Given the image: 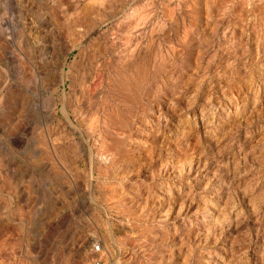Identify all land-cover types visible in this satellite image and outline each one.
<instances>
[{"label":"rangeland","instance_id":"obj_1","mask_svg":"<svg viewBox=\"0 0 264 264\" xmlns=\"http://www.w3.org/2000/svg\"><path fill=\"white\" fill-rule=\"evenodd\" d=\"M68 1L0 0V264H264V0Z\"/></svg>","mask_w":264,"mask_h":264},{"label":"bare ground","instance_id":"obj_2","mask_svg":"<svg viewBox=\"0 0 264 264\" xmlns=\"http://www.w3.org/2000/svg\"><path fill=\"white\" fill-rule=\"evenodd\" d=\"M63 1V0H62ZM68 1V0H67ZM101 1V0H100ZM69 2V1H68ZM102 2V1H101ZM88 4L83 8V12L84 14L86 15V17H89L90 16V13L93 14V12L96 10L94 7H92V5H94V2L93 1H88L87 2ZM64 11V10H63ZM97 11V10H96ZM56 12V11H55ZM65 12V11H64ZM99 12V11H98ZM6 24L8 26H6ZM10 23H5L4 26L2 25V19L0 21V35L3 34L4 31H8L10 29ZM125 62V61H124ZM75 64V62H72V66ZM73 70V69H72ZM68 78V76H65ZM75 77V76H74ZM71 80V79H70ZM90 122V121H89ZM95 250V249H94Z\"/></svg>","mask_w":264,"mask_h":264},{"label":"built area","instance_id":"obj_3","mask_svg":"<svg viewBox=\"0 0 264 264\" xmlns=\"http://www.w3.org/2000/svg\"><path fill=\"white\" fill-rule=\"evenodd\" d=\"M101 248H102L101 245H98V244H97V245L95 246V250H93V252H94V253H97V252L101 251Z\"/></svg>","mask_w":264,"mask_h":264}]
</instances>
